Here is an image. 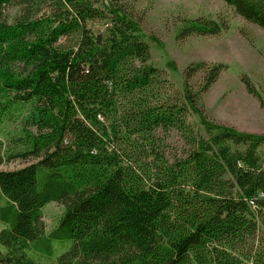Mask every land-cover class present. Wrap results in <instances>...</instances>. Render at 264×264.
Masks as SVG:
<instances>
[{
  "label": "trees",
  "instance_id": "16d2710c",
  "mask_svg": "<svg viewBox=\"0 0 264 264\" xmlns=\"http://www.w3.org/2000/svg\"><path fill=\"white\" fill-rule=\"evenodd\" d=\"M223 2L264 29V0ZM141 21L127 0H0V123L30 108L17 156L36 160L0 171V264H264V133L206 116L222 63L188 64L174 89ZM180 24L178 42L228 28ZM49 202L63 212L46 232Z\"/></svg>",
  "mask_w": 264,
  "mask_h": 264
},
{
  "label": "rangeland",
  "instance_id": "374dc122",
  "mask_svg": "<svg viewBox=\"0 0 264 264\" xmlns=\"http://www.w3.org/2000/svg\"><path fill=\"white\" fill-rule=\"evenodd\" d=\"M127 1L142 17L140 27L149 44V62L166 73L174 89L181 90V73L188 64L199 61L222 63L226 69L202 97L206 116L240 132L264 133V29L243 20L223 0ZM17 14V8L7 9L9 20ZM201 16L224 20L228 28L215 37L194 36L182 42L176 41L180 20ZM241 75L249 78L262 97L261 101L247 92L240 81ZM3 98L0 94V105ZM29 111L28 106L12 107L2 118L0 171L15 170L36 161L17 156L23 149L19 139L23 135V120ZM189 121L196 125L199 123L196 116H191ZM166 141L169 151L179 152L182 142L175 133L171 132ZM259 150L264 153V146ZM62 212L63 207L57 202L43 206L41 220L46 232L56 226ZM65 250L59 249L57 253ZM42 264H53V260L43 261Z\"/></svg>",
  "mask_w": 264,
  "mask_h": 264
}]
</instances>
